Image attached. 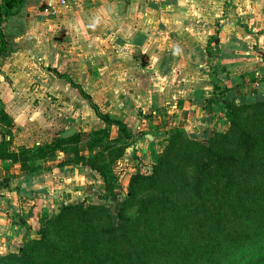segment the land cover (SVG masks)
I'll return each mask as SVG.
<instances>
[{
  "label": "crops",
  "instance_id": "0c3cea01",
  "mask_svg": "<svg viewBox=\"0 0 264 264\" xmlns=\"http://www.w3.org/2000/svg\"><path fill=\"white\" fill-rule=\"evenodd\" d=\"M48 1L0 0L7 152L107 116L130 130L126 152L142 166L175 132L206 138L219 100L264 101V0H66L53 15ZM57 155L34 171L0 157V249L23 239V211L55 196Z\"/></svg>",
  "mask_w": 264,
  "mask_h": 264
},
{
  "label": "trees",
  "instance_id": "16d2710c",
  "mask_svg": "<svg viewBox=\"0 0 264 264\" xmlns=\"http://www.w3.org/2000/svg\"><path fill=\"white\" fill-rule=\"evenodd\" d=\"M15 1L6 0V7L11 8ZM0 37L1 51V31ZM218 104L232 110L243 103L219 100ZM248 106L252 111L246 123L234 119L232 128L221 134L222 144L227 145L234 138V147L220 150L218 140L211 135L201 140L185 136V141L177 142L180 132H175L168 138L166 148L156 156L152 172L146 175L138 170L130 177L126 195L136 198L139 204L134 228L135 264H264V111H260L264 101ZM101 118L107 128L117 125L115 138L124 140L128 146L132 140L130 130L107 116ZM88 133L60 135L33 147L22 146L17 153L7 152V141L3 140L0 157L20 161L24 169L34 171L36 166L27 163L54 157L58 151L81 154L82 147L91 146L87 140L93 135ZM216 171L220 173L214 174ZM220 190L226 195H214ZM250 192L257 196H243ZM98 196L105 202L114 198L107 193ZM178 197L188 201L180 203ZM119 212V226L113 230L119 229L120 222L127 225L129 217L124 218ZM64 219L62 215L55 218L58 230L66 231ZM200 238L206 241L204 246L195 244ZM46 240L43 229L40 238L31 242ZM173 241L176 242L172 247L168 243ZM20 249L24 255L23 247ZM111 264H115L114 260Z\"/></svg>",
  "mask_w": 264,
  "mask_h": 264
},
{
  "label": "rangeland",
  "instance_id": "374dc122",
  "mask_svg": "<svg viewBox=\"0 0 264 264\" xmlns=\"http://www.w3.org/2000/svg\"><path fill=\"white\" fill-rule=\"evenodd\" d=\"M248 105L249 103H243L240 108L228 110L219 104L212 111L207 137L210 135L215 137L220 150L234 147L235 139L232 138V142L227 145L222 144L221 134L232 128L231 121L234 119L246 123V117L250 116L252 111ZM260 111L262 113L264 107H260ZM86 128L87 130L82 132H90L88 134L93 135L87 140V144L91 146L82 147L81 154L66 153L55 157L57 162L62 160L58 168L63 172L55 196L35 203L31 209L22 212L27 230L16 246L9 244L7 245L9 247L0 249L2 257L0 264H111L113 260L115 264H135L134 228L139 204L136 198L130 199L126 195V188L133 172L140 170L146 175L152 172L156 156L166 148L168 140L160 143L159 147L155 146L151 151V162L141 166L133 161L135 153L126 152V142L115 138L117 137L115 130L111 131L106 126L94 128L89 125ZM95 133L98 134L97 138ZM186 139L180 132L177 142ZM127 163H133V166L130 168ZM236 169L241 172V168ZM219 173L220 171H216L214 174ZM63 180L66 182L62 183ZM104 193L114 198L106 202L99 199L98 195ZM214 195L221 197L226 194L220 190ZM243 196L251 198L257 194L250 192ZM176 199L180 203L188 201L182 197ZM117 211L129 219L126 221L127 225L120 222L119 229L113 230L112 228L119 226ZM231 212L232 210L229 211ZM195 214L200 216V213ZM58 215L65 217L66 231L58 230L55 221ZM130 228V232L124 233ZM43 229L47 240L43 243H32L31 241L40 238ZM175 242L168 244L173 247ZM205 242L200 238L195 244L204 246ZM20 247H23L24 255H21ZM83 249L87 251L83 252Z\"/></svg>",
  "mask_w": 264,
  "mask_h": 264
},
{
  "label": "built area",
  "instance_id": "2783aa9c",
  "mask_svg": "<svg viewBox=\"0 0 264 264\" xmlns=\"http://www.w3.org/2000/svg\"><path fill=\"white\" fill-rule=\"evenodd\" d=\"M66 5V0L48 1L45 10L49 12V14L53 15L56 13L58 6L64 8Z\"/></svg>",
  "mask_w": 264,
  "mask_h": 264
},
{
  "label": "water",
  "instance_id": "95a60500",
  "mask_svg": "<svg viewBox=\"0 0 264 264\" xmlns=\"http://www.w3.org/2000/svg\"><path fill=\"white\" fill-rule=\"evenodd\" d=\"M216 100H219V99L217 98ZM221 101H223V100H221Z\"/></svg>",
  "mask_w": 264,
  "mask_h": 264
}]
</instances>
